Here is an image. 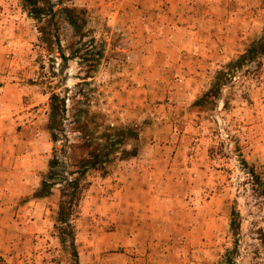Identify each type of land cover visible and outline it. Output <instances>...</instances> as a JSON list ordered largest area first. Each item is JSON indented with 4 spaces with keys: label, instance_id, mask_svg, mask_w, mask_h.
<instances>
[{
    "label": "rangeland",
    "instance_id": "374dc122",
    "mask_svg": "<svg viewBox=\"0 0 264 264\" xmlns=\"http://www.w3.org/2000/svg\"><path fill=\"white\" fill-rule=\"evenodd\" d=\"M54 1L86 11L87 37L0 0V264H70L59 190L34 198L61 144L11 140L50 135L53 93L76 159L120 142L86 175L79 264H264V63L229 67L262 36L264 0Z\"/></svg>",
    "mask_w": 264,
    "mask_h": 264
},
{
    "label": "trees",
    "instance_id": "16d2710c",
    "mask_svg": "<svg viewBox=\"0 0 264 264\" xmlns=\"http://www.w3.org/2000/svg\"><path fill=\"white\" fill-rule=\"evenodd\" d=\"M22 1L23 10L35 21H41L46 17L48 18V26H53L55 29V18L58 14V16L64 18L76 38L81 40L87 37L88 30L86 29L85 10L62 7L60 1L55 2L54 0ZM58 6H61V8L55 10ZM40 32L45 34L44 28H40ZM85 54L89 55L88 53ZM91 54L92 58L96 57L97 59H100L102 56L101 51H96ZM60 55L61 59L66 62L67 58L62 53ZM253 63H257V68L261 67L264 63V32L242 56L229 66L230 73H232L230 76L232 75V78H234L242 70L244 65ZM65 102L66 99L61 98L58 94L53 93L50 96L48 130L54 146L61 145L59 149L54 147L49 161L48 172L42 180L40 188L35 193L34 198H46L51 194L53 189L57 188L59 190L60 195L54 223V232L62 250L69 256L70 264H79L75 246V228L72 222L88 186L85 180L86 175L92 170H105L104 161L107 160L110 153H113L119 148L120 142L113 139L108 140L109 144H95L93 146L90 142L91 140H84L82 144L77 146L84 153V156L81 160L76 159L72 144H69V140H66V136L63 134L64 129L62 126L66 114ZM61 137L63 140H60ZM68 150H70V156H68ZM250 175L258 182V177L255 176L253 169ZM260 195L264 199V190L260 192ZM232 217V229L235 232L238 229L236 215L232 214ZM258 240L260 242V249L264 251V234L262 232L259 233ZM235 242V247L232 249V257L238 253L239 241ZM244 249L247 251L246 248ZM232 264H234L233 261Z\"/></svg>",
    "mask_w": 264,
    "mask_h": 264
},
{
    "label": "crops",
    "instance_id": "0c3cea01",
    "mask_svg": "<svg viewBox=\"0 0 264 264\" xmlns=\"http://www.w3.org/2000/svg\"><path fill=\"white\" fill-rule=\"evenodd\" d=\"M11 140H34V142L30 143L32 145L34 144L33 148L28 150L27 152V155L30 156L31 154L36 153L35 149H38L37 144H41L42 142H46V144H48V140H51V138L49 134L44 132V133H38L37 137H34V138L23 139L22 137H18V138H12Z\"/></svg>",
    "mask_w": 264,
    "mask_h": 264
}]
</instances>
